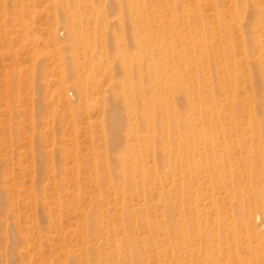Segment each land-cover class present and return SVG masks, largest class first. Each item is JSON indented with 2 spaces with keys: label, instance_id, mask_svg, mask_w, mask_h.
I'll list each match as a JSON object with an SVG mask.
<instances>
[{
  "label": "rangeland",
  "instance_id": "obj_1",
  "mask_svg": "<svg viewBox=\"0 0 264 264\" xmlns=\"http://www.w3.org/2000/svg\"><path fill=\"white\" fill-rule=\"evenodd\" d=\"M173 1L0 0V264H131L120 252L135 256L134 264H202L209 257L201 250L200 242L174 239L180 237L178 228L173 238L165 235L164 227L149 229L148 223L161 224L168 218L164 216V211L169 210L168 201L160 199L162 189H171L165 166L160 165V182L167 184L162 189L154 188L153 197L147 194L144 198L142 186L115 187L128 179L121 176L128 157L110 146L112 130L107 123L113 117L108 113L114 81L111 78L120 76L118 57L111 51L110 41L114 34L118 35L131 57L139 60L135 40L146 32L138 20L147 17L158 25V16L170 18L169 9L176 10L183 42L199 40L215 54L217 66H192L199 70L201 79L211 83L215 101L226 103L227 96L219 90L221 78L227 83L236 78L240 83L237 95L253 101L256 109L260 105L264 108V83L257 78L264 65L255 62L258 52L252 59L249 51L248 27L255 21L251 9L237 0ZM231 7L233 11H229ZM75 18L82 19L84 29L97 32V46L92 53L98 54L102 46L106 47L107 52L101 55L103 70H90L95 65L85 59L84 46H72L67 22ZM195 18L206 26V32L195 29ZM258 36L263 45L264 33ZM226 47L233 52L223 58L218 50ZM260 53L264 57V48ZM71 56L78 58V66H83V79L98 77L102 83L84 100L79 98L82 87L74 79V70L66 62ZM242 61H250L249 66H241ZM189 78L195 85L191 75ZM123 81L124 91L137 84V80ZM176 101L180 108L184 105L182 98ZM244 124L242 129L246 131ZM239 133L256 141L261 137L241 130ZM137 151L133 149L132 154L137 155ZM236 154L239 160L249 155L242 149ZM154 160L152 156L147 159L153 168ZM203 176L200 187L204 191L199 198H203L204 206L209 205L212 192L202 185ZM190 198L187 206L194 220L195 197ZM180 201V196L173 199L175 204ZM140 204H146V211L137 220L121 218L125 206L138 210ZM171 208V219L181 217L177 205ZM251 223V229L264 228V217L253 216ZM187 227L198 229L191 218ZM125 236L128 243H121ZM225 244L228 249L218 252L216 260L240 264V253L234 244L230 239ZM192 250L197 253L190 262Z\"/></svg>",
  "mask_w": 264,
  "mask_h": 264
},
{
  "label": "bare ground",
  "instance_id": "obj_2",
  "mask_svg": "<svg viewBox=\"0 0 264 264\" xmlns=\"http://www.w3.org/2000/svg\"><path fill=\"white\" fill-rule=\"evenodd\" d=\"M237 1L244 8H250L254 15L252 18H255V21L248 27L249 51L252 59L258 52L255 62L264 65V57L260 53L264 44L262 45L258 36L260 32L264 33V0ZM188 2L189 0L186 3ZM195 4L193 2V5ZM165 5L167 6L166 3ZM232 5L234 8V4ZM186 6L188 7V4ZM231 9L232 7L229 11ZM169 11L172 14L170 18L158 16V25H154L147 17L138 20V24L144 27L146 32L145 36L135 40L140 52L139 60L135 61L131 57L129 48L121 42L118 35L114 34L110 41L111 51L117 55L120 67V76L111 78L114 81L111 83L112 98L108 113L113 119L110 118L107 123L112 130L110 146L125 152L128 157V163L123 165L121 176L140 180L132 182L125 179L115 187L120 189L121 185L132 188L142 186L144 198L147 194L153 197L154 188L162 189L167 184L160 182V168L165 166V175L167 179H171V189L167 192L163 191L165 188L162 189L160 199L168 201L166 206L169 210L164 211V216L167 215L168 218L161 224L158 221L148 223L149 229L164 227L165 235L173 238V231L178 228L180 237L174 239L200 242L201 250L204 249L209 254L202 264H222L215 256L223 248H227L225 241L228 239L240 253V264H264V228H250L253 216L264 217V108L260 105L256 109L253 101L237 95L240 83L236 78L228 80V83L221 78L222 85L219 90L227 96L226 103L223 105L215 101L211 83L205 78L201 79L199 70L192 67L217 66L215 54L199 40L183 42L184 35L178 29L176 10ZM93 17L98 20L101 18ZM80 20L75 18L67 22L72 46H84L85 59L95 65L91 66L90 70H103L104 61L101 55L106 53L107 49L102 46L98 54L91 52L97 46V32L81 27ZM193 23L195 29L200 32L207 31L200 19L195 18ZM229 36L231 37V34ZM232 52L233 50L228 48L218 50L219 56L223 58L230 56ZM190 53H193V56H190ZM66 62L68 67L74 70L75 81L82 87L79 91L80 100L98 91L102 85L101 81L98 77L83 79L80 75L83 66H78L77 57L71 56ZM249 62L242 61L241 66H249ZM260 70L257 72V78L264 83V66H261ZM220 73L219 68H216V74ZM190 75L196 82L195 85L191 84ZM123 78L137 80V84L124 91ZM178 97L184 101L181 108L177 105ZM225 111H228L229 115H225ZM243 124L247 125L246 131L242 129ZM240 130L248 135L257 133L261 137L257 142L252 136L239 135ZM135 148H138L137 155L135 152L132 154ZM237 148L249 155L239 160L236 156V150H239ZM151 156L155 158L154 168L147 163ZM202 175V185H207L208 191L212 192L208 196L209 205L204 206L203 198H199L200 193L204 191L200 187ZM229 190L232 192L229 193ZM190 195L195 197L197 215L194 220V215L189 212L187 206L191 201ZM178 196L181 201L175 204L173 199ZM258 197H261V200ZM124 198L125 194L123 202L126 201ZM173 205L178 206L181 214V217L175 220L171 219V216H174L171 208ZM145 206L146 204H140L138 210H132L129 205L125 206L121 218L127 221L137 220L138 215L146 211ZM187 216L191 218L192 225L198 228L196 231L188 229L187 222L190 218L187 219ZM142 227L144 226L140 228ZM146 239L148 238H143ZM127 240L125 236L121 243H128ZM117 246H120V243H117ZM231 248L229 247V250ZM173 251L175 252V249ZM192 251L190 262L197 253V250ZM121 253L125 262L135 263V256L126 252L119 254Z\"/></svg>",
  "mask_w": 264,
  "mask_h": 264
}]
</instances>
